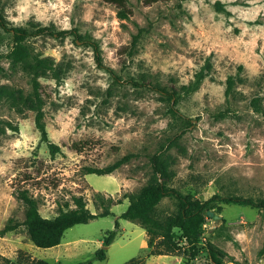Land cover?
I'll use <instances>...</instances> for the list:
<instances>
[{"label":"rangeland","instance_id":"rangeland-1","mask_svg":"<svg viewBox=\"0 0 264 264\" xmlns=\"http://www.w3.org/2000/svg\"><path fill=\"white\" fill-rule=\"evenodd\" d=\"M128 9L129 18L122 19L105 0H1L0 13L11 26L77 30L82 39L45 35L27 42L33 54L62 68L59 80L39 79L42 122L59 152L52 154L42 140L35 111L19 113L9 102L0 103V229L10 218L24 220L18 190L36 198L46 218L66 210V203L73 208L76 196L98 214L95 194L118 199L139 191L151 178L150 157L156 153L169 161L163 180L198 199L214 194L264 199V0H128ZM87 41L99 44L102 66ZM12 46L11 34L0 26V55ZM0 64L9 67L4 58ZM201 70L207 75L199 89L186 94L183 87ZM0 85L24 95L33 91L22 70L0 76ZM148 85L175 92L180 115L170 112L167 96ZM129 154L131 161L110 175L84 173ZM128 205L124 200L112 207L113 215L74 226L51 249L36 247L22 226L0 237V264L4 258L83 262L104 247L113 230L118 233L105 249L107 259L93 264L145 259L146 232L119 218ZM175 209L170 198L159 206L164 215ZM212 211L194 264H209L207 241L256 264L264 253L261 212L226 204Z\"/></svg>","mask_w":264,"mask_h":264},{"label":"trees","instance_id":"trees-1","mask_svg":"<svg viewBox=\"0 0 264 264\" xmlns=\"http://www.w3.org/2000/svg\"><path fill=\"white\" fill-rule=\"evenodd\" d=\"M115 5L118 9V15L122 19H128L130 10L128 9V0H105ZM160 0H146L147 4H153ZM1 3V0H0ZM218 6L222 7L220 3ZM1 28L12 36L13 46L5 55H0L1 59H6L9 63L8 69L0 64V76H7L9 71L17 72L22 70L30 78L33 85V91L24 95L8 85H0V103L9 102L11 107L17 109L19 113L24 110H33L36 113V124L42 135V140L49 143L52 154L59 152V147L49 142L45 124L42 122L44 117L43 99L39 93V79L45 76H52L59 80L62 75V68L56 65L49 57H40L31 52L27 42L32 37L50 35L57 38H64L68 35L77 34V30H54L51 27H36L30 30L21 26H11L0 13ZM141 32L134 36L137 41ZM91 45L100 66H102L101 49L96 42L87 41ZM204 70L196 73L195 79L189 85L183 87L186 94L197 91L206 77ZM134 86L140 87V84L131 81ZM234 82L230 78L228 81V92L232 90ZM152 90L159 91L167 96L170 102V112L173 115H180L175 106L179 98L175 92H169L160 86L148 85ZM146 87V86H145ZM10 125V124H9ZM169 141H172L169 140ZM164 154L156 153L150 157L152 175L150 180L139 191L134 193H124L120 198L106 197L102 192H97L94 196L95 203L102 208V212L95 214L87 207V202L83 196L73 198L74 207L66 203L64 210L62 207L56 216L46 218L39 212V202L31 196L27 190H18L16 194L24 207V220L18 221L10 218L5 226L0 229V237H5L10 232L17 231L24 226L30 241L38 248L50 249L61 244L64 234L67 230L79 224H87L90 221L113 215L111 209L114 205H120L124 200H129V205L125 212L119 218L139 225L147 235V255H180L185 258L186 264H193L202 253L201 239L205 233V225L209 217V211H212L220 204L241 205L258 209L264 218V199H255L241 195H220L214 194L207 200H201L191 192H183L178 188L170 186L163 177L168 175L169 161L164 158ZM134 155L129 154L115 161L113 164L104 168L86 167L85 174H96L99 176L110 175L116 170L131 161ZM170 198L175 203V211L164 215L160 212L159 206L164 199ZM213 212V211H212ZM116 229H119V223L116 222ZM117 230L110 231L103 240V246H110L117 237ZM263 249L261 253H263ZM206 252L211 259L210 264H224L228 258L234 261L226 251L220 249L210 241L206 242ZM4 264H21L22 259L17 261L4 258ZM107 259V252L104 248L98 249L94 256L86 261L76 264H93L94 261H104ZM143 259H133L126 264H142ZM29 264H48L45 260H33Z\"/></svg>","mask_w":264,"mask_h":264},{"label":"crops","instance_id":"crops-1","mask_svg":"<svg viewBox=\"0 0 264 264\" xmlns=\"http://www.w3.org/2000/svg\"><path fill=\"white\" fill-rule=\"evenodd\" d=\"M59 246V245H58ZM56 246V247H58ZM55 248V247H53ZM147 248V247H146ZM51 249V248H50ZM228 253V252H227ZM230 256H232L234 258V261H231L230 259H227L224 261V264H254L253 261L250 259V261L248 260L247 262H242V258H241V255L240 253H232V252H229L228 253ZM152 258H156L157 260L155 262H151V264H184L183 262V258L182 256L180 255H157V256H146L145 259H143V263L142 264H150L148 261H150V259ZM10 260V258H7ZM135 259H138V258H135ZM148 259V260H146ZM18 259L16 260H11V262H15L17 261ZM33 260H38V259H35V258H32V259H22V263L21 264H29L31 261ZM166 260V261H165ZM247 260V259H246ZM46 261V260H45ZM57 261V264H60V261H58V259H56ZM197 261L194 260L192 263L194 264V262ZM211 263V260L209 261V264ZM49 264V263H48ZM256 264H264V253L263 255L260 257L259 260H256Z\"/></svg>","mask_w":264,"mask_h":264},{"label":"water","instance_id":"water-1","mask_svg":"<svg viewBox=\"0 0 264 264\" xmlns=\"http://www.w3.org/2000/svg\"><path fill=\"white\" fill-rule=\"evenodd\" d=\"M209 216H214V212L209 211ZM215 217L218 218V216H215ZM103 248H104V249H107L108 246H104Z\"/></svg>","mask_w":264,"mask_h":264}]
</instances>
